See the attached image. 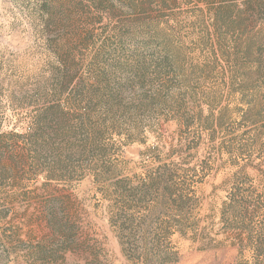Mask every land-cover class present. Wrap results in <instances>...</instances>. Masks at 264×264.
Instances as JSON below:
<instances>
[{
	"label": "rangeland",
	"instance_id": "obj_1",
	"mask_svg": "<svg viewBox=\"0 0 264 264\" xmlns=\"http://www.w3.org/2000/svg\"><path fill=\"white\" fill-rule=\"evenodd\" d=\"M0 264H264V0H0Z\"/></svg>",
	"mask_w": 264,
	"mask_h": 264
}]
</instances>
